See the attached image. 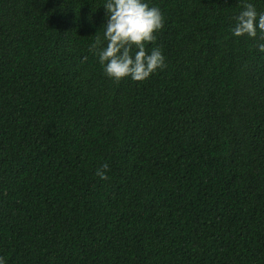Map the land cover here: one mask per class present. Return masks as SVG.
<instances>
[{
  "label": "trees",
  "instance_id": "trees-1",
  "mask_svg": "<svg viewBox=\"0 0 264 264\" xmlns=\"http://www.w3.org/2000/svg\"><path fill=\"white\" fill-rule=\"evenodd\" d=\"M148 2L165 66L116 81L90 51L103 0H0L7 264H264V52L231 35L243 0Z\"/></svg>",
  "mask_w": 264,
  "mask_h": 264
},
{
  "label": "clouds",
  "instance_id": "clouds-1",
  "mask_svg": "<svg viewBox=\"0 0 264 264\" xmlns=\"http://www.w3.org/2000/svg\"><path fill=\"white\" fill-rule=\"evenodd\" d=\"M104 21L102 36L98 35L90 51L95 52L102 70L109 78L119 81L147 79L165 66L161 49L147 50L146 43L155 40L154 33L163 26V14L159 7L148 0H103ZM231 35H246L255 41L256 48L264 52V12H258L250 0H243L240 11L233 17ZM108 164L96 170L100 179H106ZM0 264H7L0 256Z\"/></svg>",
  "mask_w": 264,
  "mask_h": 264
}]
</instances>
